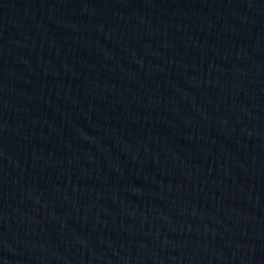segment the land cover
<instances>
[{"label": "water", "instance_id": "95a60500", "mask_svg": "<svg viewBox=\"0 0 264 264\" xmlns=\"http://www.w3.org/2000/svg\"><path fill=\"white\" fill-rule=\"evenodd\" d=\"M0 264H264V0H0Z\"/></svg>", "mask_w": 264, "mask_h": 264}]
</instances>
